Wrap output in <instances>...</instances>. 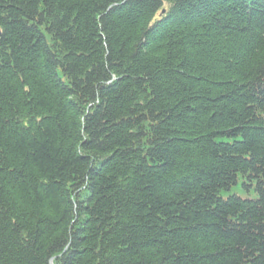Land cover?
I'll return each instance as SVG.
<instances>
[{
  "label": "trees",
  "instance_id": "obj_1",
  "mask_svg": "<svg viewBox=\"0 0 264 264\" xmlns=\"http://www.w3.org/2000/svg\"><path fill=\"white\" fill-rule=\"evenodd\" d=\"M0 264H264V0H0Z\"/></svg>",
  "mask_w": 264,
  "mask_h": 264
}]
</instances>
